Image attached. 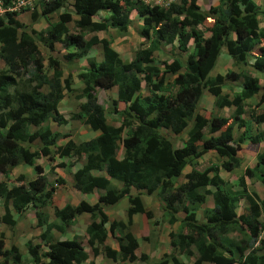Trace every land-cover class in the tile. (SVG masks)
I'll return each mask as SVG.
<instances>
[{
	"label": "trees",
	"instance_id": "16d2710c",
	"mask_svg": "<svg viewBox=\"0 0 264 264\" xmlns=\"http://www.w3.org/2000/svg\"><path fill=\"white\" fill-rule=\"evenodd\" d=\"M2 1L4 8L10 4V0ZM66 1H43L40 13L34 11L31 17L49 19ZM74 1L76 19L66 9L43 31L25 27L16 11L0 15V59L4 63L0 67V173L8 175L10 169L26 164L35 174L28 181L18 175V184L11 187L0 182L4 201L0 219L14 227L29 210L36 225L44 228L40 236L46 250L30 240L25 243L30 263L83 264L88 260L89 253L78 237L51 236L52 230L64 236L82 214L89 218L85 243L92 256L103 254L115 262L146 261V254H136L139 243L130 230L133 215L152 217L142 199L144 193L161 199L168 223H180L176 232L169 233L173 251L187 257L197 254L195 264H264V239L260 237L264 192L246 186L249 179L264 187V150L256 153L255 164L245 167L237 178L238 188L220 176L216 165L197 168V160L213 151L223 159L220 168L231 172L242 164L238 151L243 143H264V3L219 0L204 10L199 0L171 1L167 7L144 0ZM132 11L141 20L144 41L130 60H123L110 39L95 33L109 28L125 33ZM100 12L106 17L96 19ZM71 21L78 29L75 32L67 28ZM85 33L94 34L86 37ZM55 43L62 45V58L68 62L85 57L93 46L101 47L102 58H88L87 66L77 74L82 84L75 94L79 103L69 118L59 104L74 91L73 79L70 72L63 76L61 60L52 55ZM39 44L46 49V57ZM168 45L171 61H160L156 52ZM222 48L230 59L261 76L231 69L212 76ZM167 74L172 76L170 81ZM227 80L238 82L237 87ZM113 87L116 96L111 111L119 124L108 122L96 95L97 88ZM225 88L231 94L224 93ZM205 91L213 96L216 108L232 107V114L206 115L199 106ZM256 96L254 106L247 107V101ZM118 102L125 104L123 110L117 109ZM51 121L57 128L51 127ZM71 121L97 135L75 141L59 129ZM162 129L174 135L186 130L181 145L176 146ZM42 156L50 161L78 160L72 186L82 194L95 193L96 200L52 206L55 187L37 163ZM187 166L191 168L183 175L184 181L177 183ZM133 189L137 192L132 193ZM122 198L128 200L126 220H110L107 207ZM48 206L53 208V219ZM200 207L201 218L197 214ZM237 230L241 237L227 236ZM109 237L117 248L106 243ZM173 253L152 264H183ZM21 255L18 246L5 247L1 234L0 264H24Z\"/></svg>",
	"mask_w": 264,
	"mask_h": 264
},
{
	"label": "rangeland",
	"instance_id": "374dc122",
	"mask_svg": "<svg viewBox=\"0 0 264 264\" xmlns=\"http://www.w3.org/2000/svg\"><path fill=\"white\" fill-rule=\"evenodd\" d=\"M23 6L16 8V9H8L9 5L4 8L3 1H0V6L2 7L3 13H0L1 15H4L5 11H16V17L18 20L28 29L33 28L36 31H43L50 22H55L58 20V16L60 13L64 12L66 9L70 10L72 12L73 19H76L78 16L75 13L74 10V0H67L64 7L60 8L55 13H52L49 19H46L45 17L39 15L36 19H32L31 13L34 11L40 13V6L43 1L46 0H24ZM146 3L150 5H154L157 0H144ZM171 1L178 3L180 0H163L162 3ZM257 4L262 5L264 3V0H254ZM168 3V4H169ZM199 5L201 9L206 10L211 5H218L219 0H199ZM167 7V6H162ZM106 17V14L104 12H100L99 15L96 17V19H102ZM130 23L128 26V30L123 33L118 31L117 29L109 28L107 31H101L97 32L95 34L105 37L107 39H110L112 46L118 51L120 57L123 60H130L134 52L140 47V43L144 41L143 37L140 35V25L141 20L136 16L134 11L130 14ZM210 23L206 22L205 24ZM264 24V22L262 23ZM67 28L70 32L77 31V27L74 26V22H69L67 24ZM203 31L205 29L204 25H199L198 27ZM94 33H85L86 37L91 36ZM205 35H208V32L205 33ZM40 51L44 55V57L47 56L46 49L39 44ZM170 46H163V50L156 52V57L162 61H171V55L169 54ZM190 49V47H189ZM64 53L63 47L59 43H55L54 50L52 51V55L56 56L58 59L61 60L63 64V76H67L70 72L73 79V88L74 91L70 94L67 93L65 97L61 100V103L59 104V110L65 117L69 118L71 111L77 110V105L79 101L75 98V94L78 92L79 88L81 87V82L78 79L77 74L80 72L82 68L87 66V60L90 57H94L97 60H100L102 58L101 56V47L96 45L93 46L89 51L88 54L80 59H75L71 62L65 61L62 58V55ZM184 57L186 54H182ZM46 62V61H45ZM0 67H4L3 61L0 59ZM229 69L234 70L236 72H244L247 71L252 75H256L260 77L257 72H254L250 70V68L246 64H241L239 62H235L233 59H230L228 54L226 53L225 48H222L221 54L217 60V65L215 68L211 70V75L215 76L217 73L225 74L226 71ZM168 81L171 80V75L167 74ZM260 82H263V77L260 78ZM227 84L233 85L237 87L238 82H231L230 80L226 81ZM143 94H147L148 91L143 88L142 90ZM167 91L166 93H168ZM224 93L231 94L230 90L225 88ZM96 95L98 98V102L102 104L106 109V118L108 122H112L114 124H119L118 118L111 111V108L113 109L112 100L116 96V87H113L112 89L106 90L97 88L96 89ZM258 100V96H256L254 99H250L247 101V107L254 106V103ZM214 98L212 95H210L207 91L204 92L199 106L201 109L206 111V115L210 114H217V115H224V116H230L233 112L232 107H225L222 109H218L213 105ZM118 110H123L125 104L122 102H118L116 104ZM70 121V120H69ZM52 128H57V125L54 122H50ZM59 129H62L64 133L68 134L71 138H73L75 141H81V140H87L91 138L90 130L81 123L77 121H71L67 123L66 126H61ZM163 132H165L169 137H171L174 140V144L176 146L181 145L182 138H185L186 130H184L179 135H174L171 131L162 129ZM237 134V133H236ZM66 139H62L61 142L65 141ZM261 150H264V143H259L257 145H253L250 143H243L241 145L240 150L238 151V155L242 158V164L239 168L227 172L223 170L221 167V163L223 161L222 158H220L215 152L209 151L205 153L199 160H197V168L203 169L209 165H216L219 167V174L224 179L229 181L230 183L234 184L235 188H238L236 185L237 178L239 176H242L244 174L245 167L249 166L252 167L256 162V153L260 152ZM75 160V161H74ZM37 163L41 164L44 170V173L47 177V181L49 184L53 185L55 187V191L53 193V201L52 206L54 205H63L65 203H72L75 204L79 200H86L90 203L94 202L96 200V194H82L75 190L72 186V172L71 169L72 163H79L78 160L75 158H66V159H60L56 158L54 161H50L47 157L42 156L37 160ZM60 163H64L63 167H60ZM190 166H187L183 170V174L178 178V182L184 181L183 175L186 174L190 170ZM23 174L26 181L34 178V171L33 168L26 164H19L18 166L12 168L9 170L8 175L1 174L0 173V182H5L7 187H11L13 185H17V176ZM247 180V187L249 190L255 189L259 193H263L264 187L261 186L257 181H250ZM26 184V182H24ZM263 189L262 191L260 189ZM137 191L135 189L132 190V193H136ZM142 199L144 197V203L147 209L152 211V217L150 219L146 218L143 214H137L136 216V222H134L130 226V230L133 233V235L138 239L139 246L136 249V254L139 256L142 253L146 254L148 256L146 261H142L140 259H137L133 262H115L110 259H107L103 254H99L98 256L94 257L92 256L89 247L85 243V229L87 226V223L89 221L87 214H82L76 218V221L73 225L68 227V230H66L65 235L63 236L58 231L52 230L51 236L53 239L56 238H73L78 237V239L82 242L85 249L89 253V258L86 260L83 264H152L155 261H158L160 259L165 258V255H168L172 252L173 254L177 255L181 260L183 264H195L197 254H193L190 257H187L186 255L179 254L177 250H174L171 248L169 242V233L170 232H176L180 228L179 222H174L173 224L168 223V218L163 213L162 210V204L163 202L161 199H159L155 195H145L142 193ZM208 206H211V199L209 198ZM164 205V204H163ZM3 206L4 201L3 198L0 197V217L3 214ZM128 206V200L127 198H122L117 202L115 205H111L107 207L106 213L109 216L110 220H126V208ZM50 218L53 219V208L51 206L46 207ZM201 211L202 207L199 208L197 211L198 217L201 218ZM179 216L183 215L181 212L178 213ZM16 217V215L14 214ZM146 225H145V223ZM44 230L43 227H39L36 225V219L34 214L31 211H27L25 215L20 217L17 220V223L14 227H9L6 224H4L0 219V235L3 234L4 240H5V247H10L11 244H14L18 246L19 250L22 253V260L24 264H32L29 261L28 253L26 251L25 243L30 240L33 244H40L42 247V251L46 250V244L45 241L41 239V233ZM237 233H229L227 234L228 237L235 238L236 236H242V233L237 230ZM147 237V239H146ZM237 237V238H238ZM261 238L264 239V229L261 232L260 235ZM114 238H108L106 240V243L112 244L114 243ZM208 264V263H204Z\"/></svg>",
	"mask_w": 264,
	"mask_h": 264
},
{
	"label": "built area",
	"instance_id": "2783aa9c",
	"mask_svg": "<svg viewBox=\"0 0 264 264\" xmlns=\"http://www.w3.org/2000/svg\"><path fill=\"white\" fill-rule=\"evenodd\" d=\"M10 1H11V4L8 6L9 7L8 9H11V10L16 9V8H19V7L23 6V5H25L24 4V2H25L24 0H10ZM162 1L163 0H157L155 2V4L156 5H159V6H168L169 1L164 2V3H162ZM3 10H2V7L0 6V13H3Z\"/></svg>",
	"mask_w": 264,
	"mask_h": 264
},
{
	"label": "crops",
	"instance_id": "0c3cea01",
	"mask_svg": "<svg viewBox=\"0 0 264 264\" xmlns=\"http://www.w3.org/2000/svg\"><path fill=\"white\" fill-rule=\"evenodd\" d=\"M111 46H112V43H111ZM113 47V46H112ZM114 48V47H113ZM115 49V48H114ZM116 50V49H115ZM117 51V50H116ZM118 52V51H117ZM88 54V53H87ZM64 117H65V115H64ZM65 118H67V117H65ZM66 126V125H65ZM62 133H64V131L61 129L60 130ZM90 133H91V137H93V136H96L97 135V132H94V131H92V130H90ZM262 151V150H261ZM80 166V164L78 163H74V165L72 166L73 168L71 169V172H74L78 167ZM261 191L263 190L262 188L260 189ZM259 193V192H258ZM143 200H144V197H143ZM72 204V203H71ZM76 204V203H75ZM60 206V205H59ZM136 216H137V214H135V215H133V217H132V224L134 223V222H136L135 220H136ZM145 223V222H144ZM131 224V225H132ZM145 225H146V223H145ZM111 247L112 248H117V245H116V242H114V243H112L111 244Z\"/></svg>",
	"mask_w": 264,
	"mask_h": 264
}]
</instances>
